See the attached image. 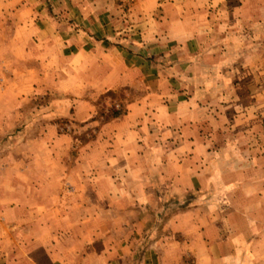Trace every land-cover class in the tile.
<instances>
[{
  "label": "crops",
  "instance_id": "0c3cea01",
  "mask_svg": "<svg viewBox=\"0 0 264 264\" xmlns=\"http://www.w3.org/2000/svg\"><path fill=\"white\" fill-rule=\"evenodd\" d=\"M221 1L181 0L171 5L168 0H137L132 4V24L140 30L132 34L129 42L132 56L122 50L127 61L118 50L108 54L98 48L80 49L79 56L71 57L70 67L73 61L82 64L80 59L101 51L100 62L111 67L113 75L97 79L98 84H82L84 90L96 88L99 95L110 90L126 92L136 86L146 90L142 99L127 102L126 113L112 122L110 158L97 164L102 173L99 179L102 188L97 189L96 198L110 202L108 205H115V209L105 206L97 211L91 209L85 188L79 186L76 190L73 176L82 174L80 170L87 174L88 163L83 161L66 168L68 180L59 185L60 192L55 189L57 162L51 159L42 162L38 134L30 148L36 159L15 160L12 156L18 147H12L8 151L9 159L0 161V264H150L147 249L155 250V264H264V162L259 159L264 161V128L255 129L257 124L264 123V103L258 110L254 103L262 97L249 95L242 79L234 88L228 86L237 95L224 98L225 102L218 97L201 102L196 95L188 96L185 91L175 96L164 94L159 99L158 88L152 89L153 84H165L167 79L163 72L153 77L151 66L141 59L172 54L191 60L209 58L231 70L233 57L240 56V69L247 72L248 66L242 59L248 54L247 48L241 46L235 50L229 46L224 53H213L206 37L200 35L215 16L216 8L230 7V2ZM83 7L78 8L81 16L76 23L89 22ZM26 9L32 12L35 9L31 0H0V71L14 75L13 79L0 75L3 79L0 86L9 95L17 88L32 93L39 87L33 84V75L29 77L32 66H28L40 54L38 45L29 44L27 49L19 43L28 38L27 32L36 31L31 26L39 24L25 15ZM244 20V16L239 18L240 23ZM180 24H193V34L185 29L176 32ZM240 39L245 38L241 35ZM8 41L14 43L12 48H5ZM203 47L209 50L203 52ZM214 66L212 69L217 72ZM255 71L264 73L263 66H257ZM227 84L231 83L223 85L227 88ZM257 88H264V84H257ZM24 100L16 96L11 100L1 97V136L10 134V121L22 117L11 112L10 107L22 105ZM89 100L83 102V107L92 105ZM154 100L158 103L153 104ZM221 105H224L222 111ZM158 125L160 129L152 128ZM32 136L35 137L33 132ZM143 138L147 144L146 141L141 144ZM156 140L161 142L156 144ZM68 141L67 135H58L51 147L61 148ZM143 144L147 152L140 150ZM152 147L162 151L160 156H165L162 162H153L147 156ZM157 169H161L158 177L148 176ZM142 172H147V176H140ZM150 184L166 185L162 194L167 193L168 184L174 185L177 201L185 197L190 202L203 197L208 200L204 206L193 203L171 215L166 212V216L175 218L173 241L160 236L144 245L132 239V222L127 226L120 224L119 216L128 212L117 210L122 208L120 202L154 200L153 189L151 195L146 189ZM66 201L75 203L66 209H61V204L56 207L57 202ZM223 201L219 207L218 202ZM137 228L142 230L143 226L134 227ZM121 232L130 235L122 237ZM138 233L136 230V238ZM140 248L145 250V255L140 256Z\"/></svg>",
  "mask_w": 264,
  "mask_h": 264
},
{
  "label": "rangeland",
  "instance_id": "374dc122",
  "mask_svg": "<svg viewBox=\"0 0 264 264\" xmlns=\"http://www.w3.org/2000/svg\"><path fill=\"white\" fill-rule=\"evenodd\" d=\"M136 1L31 0L35 9L33 12L31 9H26L25 15L30 16L39 24L31 26L36 28V31L27 32L29 34L28 38L25 37L19 43L24 48H27L29 44L31 46L33 44L38 45L40 54L28 66H32L29 77L33 75V84H38L39 87L32 90V93H28V90L23 92L22 89L18 90L17 88L13 91L15 95L12 93L9 95L6 93L5 87L0 86V99L2 97L11 100L14 99V96L25 99L22 105L10 107L11 112L15 115L21 114L22 117H19L17 121H10L9 135H0V161L9 159L7 158L10 157L8 151L12 147H18L12 156L15 160L32 161L36 159V154H33L30 148L34 143L33 139H36V135L39 134L41 139L40 159L42 162L49 159H51V162H57L55 189L59 192V185L68 180V167L75 162L88 163L87 174L84 175L85 170H80L82 174H75L72 184L76 186V190L79 186L85 188L90 197L88 207L96 211L102 206H105L106 209H115V205H108L111 204L110 202L96 198L97 189L102 188V181H99L102 178V173L99 172L97 164L110 158L112 122L126 113L127 102L142 99L146 90L144 87L137 88L136 86V88L126 90V92L110 90L99 95L96 88L87 87L84 90L81 86L87 82H89V86L90 84H98L96 83L97 79H104L113 75L110 72V65L106 66L105 62H100L101 51L111 54V51L118 50L122 58L125 59L122 53L123 50L132 56V45L129 42L132 39V34H136L140 30L138 26L133 27L134 24H132V18L134 19L132 4ZM174 1L179 2L181 0H168L171 5L175 3ZM226 1L231 3L230 7L216 8L215 16L212 17V21L204 26L205 29L202 30L203 32L200 35L203 34L206 37L208 46L213 49V53L215 51L224 53L225 47L229 46H233L235 50L241 46L247 48L248 54L242 59L245 60L248 71L244 72L240 69V56L233 57L231 70L224 67V64L213 63L214 59L209 58H203L202 60L200 57H195L191 60L175 54L165 55L161 58H141L147 60V66H151L153 77H157L163 72L164 79H167L165 84H153L152 89L158 88L156 92L159 94V99L161 95L175 96L177 93L185 91L188 96L189 94L191 97H193V94L196 95L201 102L208 101L210 98L215 99L213 97H218L219 100L225 102L224 98L228 99L230 96L237 95L233 93L232 89L230 91L228 86L233 85L234 88L243 79V84H245L249 95L254 94L256 97H262L261 101L254 98L257 110L262 108L261 106L264 103V91L262 92V90L264 88L258 89L257 84H264V73L263 71L254 72V70L257 66H263L264 69V0ZM221 3L225 4V1L222 0ZM81 5L84 6L83 9H85L89 20V22L84 21L83 24L76 23V20H79L78 16H81V12L78 10ZM188 6L191 9V5L188 4ZM258 6L263 9L258 11ZM185 11L188 10L185 9ZM257 12L260 14L252 15ZM242 16L245 17V20L240 23L239 18ZM194 27L193 24H180L177 26L176 32L185 29L193 34ZM241 35L245 39L241 40ZM6 43L7 47L5 48L8 49L12 48V44H14L12 41ZM97 48L101 51L94 52L92 57L83 56L84 58L80 59L83 62L82 64L73 61V65L70 67L71 57L74 59L79 56L80 49L91 51L92 49L97 50ZM208 50L209 47L207 50L203 47V52ZM213 57L215 58V56ZM97 58L98 61L96 62ZM125 60L127 61V59ZM214 65H216L215 70L218 73L213 71ZM209 67H211V70L207 71ZM0 72L2 73L1 76L14 78L10 71L8 73ZM224 82L225 84L226 82L231 84H227L226 88V85H223ZM0 83H3L1 77ZM215 84L221 85L217 87ZM9 92H12V90L10 89ZM152 96L156 98L154 93ZM86 100L92 102V105L83 107V102ZM176 102L178 101L176 100L172 105ZM156 103L158 102L154 100L153 104ZM257 104L259 105L257 106ZM223 106H220V111L223 110ZM152 128L160 129L161 127L158 125V127L154 126ZM260 128H264V123L257 124L255 127V129ZM32 132L35 137L32 136ZM58 135H67L69 141L61 148L53 149L51 147L52 140ZM145 139L141 140V144L144 141H146V144L148 143ZM160 142V140H156L155 143ZM237 144V146H240L241 140ZM142 147L143 149L140 150L146 151L144 144ZM103 148H105V151L101 150ZM262 148L264 149V144ZM82 149L84 151H81ZM158 150H160L159 147ZM148 152L150 154L147 153V156H150V160L153 162L160 163L165 158V156H160L162 151L157 152L155 147L154 149L152 147L151 151ZM147 156L142 157L141 161H144ZM259 159L264 162L262 158ZM160 170L150 171L148 176L158 177ZM140 176H147V172H142ZM168 176L170 175L168 174ZM167 186L168 191L164 194L162 192L166 185L161 187L160 184H150L149 188L147 186L146 189L150 195V189H153L154 196H156L154 200L139 199L120 202L122 208L118 207L117 210L128 211L126 214L119 216L120 224L121 226H127L128 222H132L131 237L134 240L136 239L137 242L145 245L146 241L158 240L160 236L163 239L167 236V239L173 241L175 239V228L172 225L175 218L170 215L175 213L176 210L187 209L193 203L200 204V206L208 204V200L203 199L205 197L198 198L200 200L195 202L186 200V197L177 201L175 186L169 184ZM134 190L138 193L136 189ZM145 194L147 193L145 192ZM73 203L75 202H57L56 207L61 204L60 208L66 209L70 208ZM77 203L81 205V202L78 201ZM223 203L224 201L218 202L219 207ZM145 211H147V214ZM166 212L170 215L166 216ZM135 226H143V229H134ZM136 230L139 231L137 238ZM121 234L122 237L130 235L128 232H121ZM144 251V249H138L140 256ZM146 253L150 264H155L157 261L155 250L147 249Z\"/></svg>",
  "mask_w": 264,
  "mask_h": 264
}]
</instances>
